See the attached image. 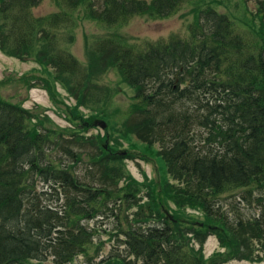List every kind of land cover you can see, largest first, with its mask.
Segmentation results:
<instances>
[{
  "label": "trees",
  "instance_id": "trees-1",
  "mask_svg": "<svg viewBox=\"0 0 264 264\" xmlns=\"http://www.w3.org/2000/svg\"><path fill=\"white\" fill-rule=\"evenodd\" d=\"M51 1L57 11L38 15L34 8L42 0H0V47L42 64L52 61L71 73L78 70L77 62L54 40L60 27L69 28L73 15L80 18L77 12L104 25H122L134 15L172 14L194 2ZM212 3L196 4L195 15L192 9L185 37L169 35L136 44L121 34H107L91 44V53L103 56L105 67H113L132 89L126 112L132 121L126 133H136L145 146L161 145L157 154L176 186L158 172L148 189L146 183L136 188L122 164L131 151L115 152L117 147L106 145L108 135L99 138L108 151L102 147L99 158L94 157L101 175L90 174L94 160L89 155L92 160H84L89 179L79 178L75 162H83L82 155L63 145L66 151L60 158H49L47 134L31 121L37 113L0 96V264H40L46 253L54 264H67L92 242L93 230L84 221L109 217L114 209L120 218L132 200L136 210L116 228L134 258L124 264H222L231 259H223L225 252L217 250L208 262L188 253L181 241L184 232L202 244L214 235L234 252L232 258L253 259L252 253L245 258L240 253L238 239L264 245V0H255L253 12L238 16L218 12ZM92 72L89 68V75H97ZM84 80L82 75L81 88ZM36 177L55 190L37 191ZM154 180H162L156 190ZM236 189L242 199L254 200L257 218L231 223L222 214L219 198ZM181 203L197 205L202 220L188 224L180 218L172 205Z\"/></svg>",
  "mask_w": 264,
  "mask_h": 264
},
{
  "label": "rangeland",
  "instance_id": "rangeland-1",
  "mask_svg": "<svg viewBox=\"0 0 264 264\" xmlns=\"http://www.w3.org/2000/svg\"><path fill=\"white\" fill-rule=\"evenodd\" d=\"M197 1L182 5L180 10L172 14L134 15L129 22L122 25H104L95 19L82 17L77 12L80 18L73 15L74 21H70L69 28L60 27L54 40L58 48L68 50L74 57L78 64V70L74 73L61 70L58 66H54L52 61L47 60L45 64H42L36 58L29 56L20 58L0 47V96L11 102L20 103L34 114L37 113L36 118L34 117L31 121L36 124L39 132L47 134L49 144H45V148L48 150L49 158H60L66 151L62 149L63 145L76 149L82 155L80 161L83 162H75V172L79 178L89 179L88 164L84 161L92 160L88 157L89 155H92L94 160L92 166L94 173L91 170L90 174H97L98 177L101 175L102 168L94 157L99 158L100 151L103 150L99 138L108 135L106 145L112 148L117 147L115 152L131 151L129 157L123 159L122 164L126 174L135 179L136 188L146 183L144 189H148L150 181L157 177L158 172L165 173L170 184L176 186L177 181L168 175L165 162L157 154V149L159 150L161 145L156 143V146H145L146 144L137 137L136 133H126V124L128 120L132 121L126 116L131 104L132 89L121 80L113 67H105L108 62L103 56L96 52L91 53V44L97 37L107 34H121L129 42H136V44L167 38L169 35L185 37L198 9L196 4L203 5L205 1L208 3L210 0ZM212 1H214L212 6L218 12H229L235 16L243 15L245 10L253 12L255 9V0ZM56 11L57 7L51 0H42L34 8V13L38 15ZM89 68L93 72L96 71L94 73L97 75H89ZM82 75L85 78L83 88L79 84ZM102 123L105 124L104 128L101 127ZM50 147L54 150L53 152L49 149ZM105 150L108 151V147ZM134 150H140L145 154L138 155L141 153ZM34 181L37 191L55 190L48 181L44 182L38 177L34 178ZM161 181L154 180L155 190ZM122 183L123 181L120 180L118 185ZM144 189L138 194L139 198L142 197ZM48 198L51 200L52 196ZM247 200L242 199L239 189H236L222 194L217 204L222 214L228 217L231 223H235L239 219L247 221L258 217L259 211L254 200L252 198ZM61 202L62 199L59 200V203ZM43 203L55 205L56 200H45ZM132 203L133 200L122 209L121 215L119 213L120 218L115 216L118 210L114 209V214H110L109 217L98 215L84 221L85 225L93 230L92 242L84 245L81 251H77L67 264H124L123 261L129 259L133 262L134 258L130 257V253L126 251L123 235L116 230L118 222L122 221L120 226H124L136 210V206ZM109 205L112 206V203H109L108 207ZM172 207L180 218L188 221V224L192 220L193 222L197 219L202 220L203 213L197 205L181 203L178 206L173 204ZM182 235L184 237L181 241L185 244L188 253L196 254V257L200 255L206 262L217 250L225 252L223 259L231 258L222 264H264V245L260 246L255 240L247 237L238 239L239 250L244 258L245 255L252 253L251 260L232 258L234 252H229L228 248L219 244L214 235H209L203 244L192 239L194 235L188 237L185 232ZM223 259L221 258L217 263ZM37 263L29 260L24 264ZM40 264H54L51 253H46L45 260Z\"/></svg>",
  "mask_w": 264,
  "mask_h": 264
},
{
  "label": "water",
  "instance_id": "water-1",
  "mask_svg": "<svg viewBox=\"0 0 264 264\" xmlns=\"http://www.w3.org/2000/svg\"><path fill=\"white\" fill-rule=\"evenodd\" d=\"M104 126H105V124H104V123H102V124H101V127H102V128H104Z\"/></svg>",
  "mask_w": 264,
  "mask_h": 264
}]
</instances>
